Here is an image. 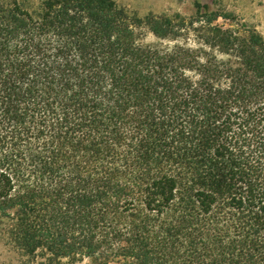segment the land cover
I'll list each match as a JSON object with an SVG mask.
<instances>
[{
	"label": "trees",
	"instance_id": "obj_1",
	"mask_svg": "<svg viewBox=\"0 0 264 264\" xmlns=\"http://www.w3.org/2000/svg\"><path fill=\"white\" fill-rule=\"evenodd\" d=\"M233 17L0 0L18 264H264V32Z\"/></svg>",
	"mask_w": 264,
	"mask_h": 264
},
{
	"label": "rangeland",
	"instance_id": "obj_2",
	"mask_svg": "<svg viewBox=\"0 0 264 264\" xmlns=\"http://www.w3.org/2000/svg\"><path fill=\"white\" fill-rule=\"evenodd\" d=\"M23 3L35 6L39 0H21ZM127 8L130 13L140 17L149 14L175 16L180 14L187 18L203 19L204 12H219V14H232L234 21L244 22L264 32V0H117ZM204 6L199 10L197 5ZM223 19L218 23L222 24ZM142 42L153 43L156 38L151 32L143 31ZM180 249L181 256H185L186 244L183 240ZM179 260V259H177ZM0 264H18L14 253L0 245ZM79 264H89L88 260Z\"/></svg>",
	"mask_w": 264,
	"mask_h": 264
}]
</instances>
